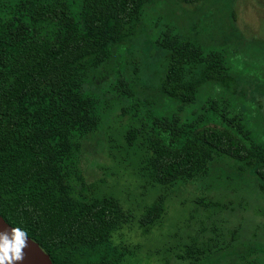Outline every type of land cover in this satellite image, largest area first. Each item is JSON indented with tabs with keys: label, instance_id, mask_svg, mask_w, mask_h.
Listing matches in <instances>:
<instances>
[{
	"label": "trees",
	"instance_id": "obj_1",
	"mask_svg": "<svg viewBox=\"0 0 264 264\" xmlns=\"http://www.w3.org/2000/svg\"><path fill=\"white\" fill-rule=\"evenodd\" d=\"M147 1L0 0V215L38 242L54 264H127L132 254L111 238L123 220L118 204L71 197V180L62 172L70 160L62 152L56 156L60 138L62 151L70 152L79 132L94 128L96 121L86 127L84 112L96 104L92 86L127 103L139 118L126 139L131 145L146 130L152 181L166 184L204 169L207 177L226 158L237 170L233 181L251 171L264 182L263 115L236 95L228 43L206 48L169 27L156 35L152 43L167 64L151 91L153 103L125 75L122 40L137 30ZM163 103L169 109L160 110ZM160 211V203L152 205L141 223ZM227 249L207 245L177 258L211 264Z\"/></svg>",
	"mask_w": 264,
	"mask_h": 264
},
{
	"label": "rangeland",
	"instance_id": "obj_2",
	"mask_svg": "<svg viewBox=\"0 0 264 264\" xmlns=\"http://www.w3.org/2000/svg\"><path fill=\"white\" fill-rule=\"evenodd\" d=\"M144 10V15H138L137 30L122 41L126 44L124 73L146 102L157 100L151 91L157 89L167 64L165 52L152 39L169 27L206 48L221 49L228 43L225 58L238 82L236 95L259 106L264 119V0H149ZM113 77L111 69L107 78ZM92 88L98 91L93 97L96 104L84 112L86 127L96 121L94 128L81 130L78 146L70 152L62 151L60 138L55 151L57 157L62 152L70 160V168L64 161L69 171L62 172L71 180V197L114 201L123 211L111 238L132 253L127 264H189L178 255L207 245L229 247L211 264H264V182L250 171L246 180L236 183L232 180L236 167L226 158L207 177L204 169L166 184L152 181L146 130L138 132L131 145L126 139L127 129L138 127L139 118L110 92ZM169 106L163 103L160 110ZM175 107L182 109L184 104ZM57 191L65 195L60 187ZM156 203L161 204L159 215L141 223Z\"/></svg>",
	"mask_w": 264,
	"mask_h": 264
},
{
	"label": "clouds",
	"instance_id": "obj_3",
	"mask_svg": "<svg viewBox=\"0 0 264 264\" xmlns=\"http://www.w3.org/2000/svg\"><path fill=\"white\" fill-rule=\"evenodd\" d=\"M27 234L19 228H13L11 235L0 233V264H15L24 259L23 249L27 246Z\"/></svg>",
	"mask_w": 264,
	"mask_h": 264
},
{
	"label": "water",
	"instance_id": "obj_4",
	"mask_svg": "<svg viewBox=\"0 0 264 264\" xmlns=\"http://www.w3.org/2000/svg\"><path fill=\"white\" fill-rule=\"evenodd\" d=\"M13 228L14 226L6 222L0 215V233L7 232L11 235ZM26 244L27 246L23 249L24 259L22 261H16L15 264H54L49 254L40 247L38 242L30 238L28 235Z\"/></svg>",
	"mask_w": 264,
	"mask_h": 264
}]
</instances>
